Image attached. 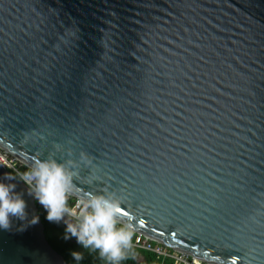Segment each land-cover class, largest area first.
Masks as SVG:
<instances>
[{"label":"water","instance_id":"water-1","mask_svg":"<svg viewBox=\"0 0 264 264\" xmlns=\"http://www.w3.org/2000/svg\"><path fill=\"white\" fill-rule=\"evenodd\" d=\"M0 146L28 167L87 152L76 197L118 193L122 222L199 261L264 264V0H0ZM5 173L28 217L0 264H68Z\"/></svg>","mask_w":264,"mask_h":264},{"label":"clouds","instance_id":"clouds-1","mask_svg":"<svg viewBox=\"0 0 264 264\" xmlns=\"http://www.w3.org/2000/svg\"><path fill=\"white\" fill-rule=\"evenodd\" d=\"M93 159L81 151L78 160L60 161L54 157L37 159L19 179L29 189V195L37 201L49 222L63 223L64 239H76L84 250L94 252L103 264H122L133 248L136 229L131 222L119 219L123 200L116 192L89 193L75 196V179L81 165L91 166ZM15 177L5 173L0 179V228L10 229L13 218L25 220L28 204L17 185L7 181ZM33 218V223L38 222ZM77 264L84 260L79 251L71 253Z\"/></svg>","mask_w":264,"mask_h":264},{"label":"trees","instance_id":"trees-1","mask_svg":"<svg viewBox=\"0 0 264 264\" xmlns=\"http://www.w3.org/2000/svg\"><path fill=\"white\" fill-rule=\"evenodd\" d=\"M27 168L28 167H26V169ZM13 173L17 178H19V176L15 172ZM38 207H39V213L45 225V232L49 242L59 253H61L65 257L68 264H77V262L73 260L71 255L73 251H79L84 254V260L79 262V264H103V262L100 260V258L96 253L84 250L82 246L76 242L75 238L65 240L63 237L66 226L63 223L57 224L54 222H49L46 219L47 216L46 211H44V209L40 204H38ZM168 249L172 251L171 248ZM138 256H140V258H138ZM188 259L192 262V257L190 255H188ZM198 261L199 260L196 259V263ZM122 264H187V263L178 261L177 259L171 256L159 255L152 250L133 246L131 252H129L128 254L127 259L124 260Z\"/></svg>","mask_w":264,"mask_h":264},{"label":"built area","instance_id":"built-area-1","mask_svg":"<svg viewBox=\"0 0 264 264\" xmlns=\"http://www.w3.org/2000/svg\"><path fill=\"white\" fill-rule=\"evenodd\" d=\"M0 163H2L5 167L10 169L11 171L15 172L18 176H19V173L25 171L26 167H28L23 162H21L19 159H17L12 154H10L8 151L3 149L1 146H0ZM136 233L137 235L135 236V239L133 240V246L152 250L159 255L171 256L177 259L178 261H182L187 264H194L193 260L191 262L188 259V254L172 249L171 247L161 242L155 241L141 233H138V232ZM168 248H171L172 251H170Z\"/></svg>","mask_w":264,"mask_h":264},{"label":"rangeland","instance_id":"rangeland-1","mask_svg":"<svg viewBox=\"0 0 264 264\" xmlns=\"http://www.w3.org/2000/svg\"><path fill=\"white\" fill-rule=\"evenodd\" d=\"M138 258H140V256H138ZM192 260H193L194 264H208V263H206V262H202V261H198V262L196 263V261H195L194 258H192Z\"/></svg>","mask_w":264,"mask_h":264},{"label":"snow or ice","instance_id":"snow-or-ice-1","mask_svg":"<svg viewBox=\"0 0 264 264\" xmlns=\"http://www.w3.org/2000/svg\"><path fill=\"white\" fill-rule=\"evenodd\" d=\"M121 211H122V209H121ZM125 215H127V213H125ZM140 223H141V225H143L144 224V221L143 220H141L140 221ZM173 236H175L176 235V233L173 231L172 233H171Z\"/></svg>","mask_w":264,"mask_h":264},{"label":"bare ground","instance_id":"bare-ground-1","mask_svg":"<svg viewBox=\"0 0 264 264\" xmlns=\"http://www.w3.org/2000/svg\"><path fill=\"white\" fill-rule=\"evenodd\" d=\"M195 261H196V259H195Z\"/></svg>","mask_w":264,"mask_h":264}]
</instances>
